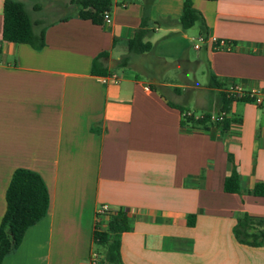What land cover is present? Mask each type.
Returning <instances> with one entry per match:
<instances>
[{
  "label": "crops",
  "instance_id": "0c3cea01",
  "mask_svg": "<svg viewBox=\"0 0 264 264\" xmlns=\"http://www.w3.org/2000/svg\"><path fill=\"white\" fill-rule=\"evenodd\" d=\"M20 1L44 46L1 40L0 0V221L19 168L42 177L49 207L1 264H85L101 206L128 217L124 264H264V246L240 244L232 233L242 214L264 219V198L249 193L264 183V107L232 102L223 132L182 127L181 112L168 105L218 114L210 75L221 90L264 95V0H192L204 19L203 28L195 23L198 37L233 43L198 50L177 22L183 0H113L108 25L79 19L75 0ZM143 16L153 50L117 68ZM93 62L117 81L102 83ZM229 154L240 193L223 190Z\"/></svg>",
  "mask_w": 264,
  "mask_h": 264
},
{
  "label": "trees",
  "instance_id": "16d2710c",
  "mask_svg": "<svg viewBox=\"0 0 264 264\" xmlns=\"http://www.w3.org/2000/svg\"><path fill=\"white\" fill-rule=\"evenodd\" d=\"M77 6L76 15L81 20L90 21L95 25L103 24L105 12H110L113 0H75ZM2 33L1 40L14 44H27L35 50L44 46V31L35 32V23L31 20L24 4L20 0H3L2 7ZM182 30H188L198 23L204 26L202 15L193 7L192 0H183L182 14L178 19ZM146 16L142 17L140 27L127 43V52L115 66L122 68L128 65L130 55L144 54L153 50V44L145 42L148 35ZM206 36V35H204ZM224 49H231L233 43ZM91 73L96 76H104L105 71L99 69L93 62ZM210 86L220 89V111L223 119L220 122H212L211 114L205 113L201 118L182 115L181 126L194 129H207L211 125L221 126L223 132L227 131L232 119L226 115L230 112V105L234 101H248L246 98L228 96L226 90H221L222 85L210 75ZM169 106L178 109L181 114L188 112L184 107L173 103ZM231 164L230 174L225 178L223 190L225 193H240V177L237 165L232 155H228ZM254 197L264 198V183L256 184L249 192ZM5 212L0 221V264L3 259L14 252L20 245L26 230L45 217L49 207V193L42 177L31 170L16 169L5 191ZM194 216L187 217V225L192 226ZM129 230L128 217L122 209L107 212L100 222L95 223L93 232V244L95 251L101 256V264H124L120 252L121 234ZM232 233L236 241L250 247L264 246V219L242 214L236 219Z\"/></svg>",
  "mask_w": 264,
  "mask_h": 264
},
{
  "label": "built area",
  "instance_id": "2783aa9c",
  "mask_svg": "<svg viewBox=\"0 0 264 264\" xmlns=\"http://www.w3.org/2000/svg\"><path fill=\"white\" fill-rule=\"evenodd\" d=\"M112 22V18L109 12H105L104 13V17H103V24L104 25H108ZM206 43H210L212 45L213 48L215 49H224L227 48L229 45H227L228 41L225 40H221V39H216L214 37H208V36H204V35H200L197 40L196 43L194 44V48L196 50L200 49L202 47V45L206 44ZM110 81H117V76L114 75H107L104 77H101V82L106 84ZM148 88V87H147ZM226 93L228 94V96L231 97H235V98H246L251 100L256 106L258 107H264V95H262V93L259 90H243L240 86L238 85H234L229 87L228 89H225ZM193 113L191 112H186L182 115H186V116H190ZM201 116H199V118H201ZM223 119V115H211L210 120L212 122H220ZM109 212V209L106 206H101L96 210L95 213V223L96 222H100V220L104 217V215ZM85 264H101V256L99 255V253L95 250H92L88 256V259L86 261Z\"/></svg>",
  "mask_w": 264,
  "mask_h": 264
},
{
  "label": "rangeland",
  "instance_id": "374dc122",
  "mask_svg": "<svg viewBox=\"0 0 264 264\" xmlns=\"http://www.w3.org/2000/svg\"><path fill=\"white\" fill-rule=\"evenodd\" d=\"M197 29H198L197 25H195L194 27L188 29V33H189L191 36H193L196 40H197V38H198V35H197L198 30H197ZM196 40H195V42H196ZM193 56H195L194 53L192 54L191 57H193ZM203 69L205 70V68H203ZM196 77L198 78V80H199L200 82H204V83H206V82L208 81V76H207V74L203 77V75H202L201 73H198V72L196 71ZM189 106H191V105H189ZM212 112H213L214 116H217V115H218L216 110H213Z\"/></svg>",
  "mask_w": 264,
  "mask_h": 264
}]
</instances>
